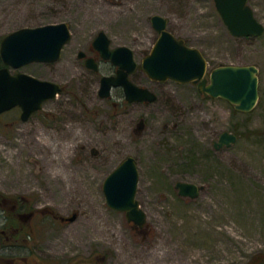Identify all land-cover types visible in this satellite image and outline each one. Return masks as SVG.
Segmentation results:
<instances>
[{
    "label": "rangeland",
    "instance_id": "rangeland-1",
    "mask_svg": "<svg viewBox=\"0 0 264 264\" xmlns=\"http://www.w3.org/2000/svg\"><path fill=\"white\" fill-rule=\"evenodd\" d=\"M248 5L264 26V0ZM152 15L166 18L172 35L201 52L208 72L254 65L256 106L241 113L192 84L138 73L135 83L154 92L155 102L124 104L116 89L108 101L95 95L87 117L68 106L56 129L37 119L16 121L10 130L2 125L0 192L35 195L38 206L76 217L40 220L28 242L0 247V264H264V34L232 36L210 0H0V39L65 22L75 40L103 31L112 46L132 49L140 64L157 39ZM20 71L59 81L74 74L60 63ZM61 99L66 107L67 95ZM140 120L144 126L135 131ZM224 131L237 141L216 150ZM128 156L139 174L142 228L110 209L102 191L106 176ZM178 181L204 189L196 199L180 197Z\"/></svg>",
    "mask_w": 264,
    "mask_h": 264
},
{
    "label": "water",
    "instance_id": "water-1",
    "mask_svg": "<svg viewBox=\"0 0 264 264\" xmlns=\"http://www.w3.org/2000/svg\"><path fill=\"white\" fill-rule=\"evenodd\" d=\"M212 1L232 36L260 37L264 34V26L254 17L248 0ZM149 20L157 33V39L141 60V68L150 80L192 84L202 96L223 99L238 112L249 113L253 110L259 98L258 69L254 65H219L208 72L207 61L201 52L172 35L167 30L166 18L152 15ZM70 36L69 25L65 22L20 28L0 40V61L5 67L13 69L33 62H56ZM109 43L108 36L103 31L98 32L94 46L103 59L110 60L118 67L116 75L101 79L99 96L105 98L110 95L111 88L121 87L129 103L155 102L157 96L154 92L136 86L128 78L137 66L132 50L126 46L110 50ZM59 90V85L53 82L22 72L10 75L7 68L0 69V113L18 106L21 108V119L26 120L40 108L42 102L53 98ZM143 126L144 122L140 120L136 131H140ZM236 141L234 133L224 131L213 143V147L216 150L229 148ZM138 179L136 161L128 156L106 176L102 191L110 209L124 212L127 222L142 228L146 216L136 200ZM174 187L180 197L189 199L198 198L204 189L203 186L181 181L176 182ZM75 217L76 214H72L66 221H73Z\"/></svg>",
    "mask_w": 264,
    "mask_h": 264
},
{
    "label": "flooded vegetation",
    "instance_id": "flooded-vegetation-1",
    "mask_svg": "<svg viewBox=\"0 0 264 264\" xmlns=\"http://www.w3.org/2000/svg\"><path fill=\"white\" fill-rule=\"evenodd\" d=\"M97 34L98 33H96L94 37L89 38L81 37V39L77 41L72 37L71 33L69 40L62 47L60 57L56 62L30 63L40 64L43 67L60 63L61 68L63 67V69L70 70L74 72V74L69 79L67 78L59 81L49 78L46 79L31 72H22L34 78L58 84L60 90L53 98L42 102L40 108L31 114L26 120L21 119V108L18 106L0 113V129L2 125H6L7 129L10 130L15 126L16 121L29 122L32 119H37V123L44 129H56L61 125L60 116L62 115L63 110H66L68 106L76 109L82 117L84 115L87 117L93 109L95 95L100 100L108 101L111 97L112 91L116 89L121 91L123 95V103L128 104L129 102L125 100L123 89L121 87L111 88L110 95L105 98L99 96L101 79L116 75L118 67L114 66L110 60L103 59L100 51L94 46V40L97 37ZM82 39L83 41H81ZM109 41L110 43L108 47L110 50L119 47L112 46L110 39ZM136 64L137 66L135 70L128 75V78L133 84L139 86L135 83L134 77L138 73H144V71L141 68V62L140 64L136 62ZM3 68H7L10 75H15L18 72H21V68L13 69L11 67H5V65L0 61V69ZM72 88H78V91L76 92H78L79 96L76 95ZM62 95H67L68 103L66 107L65 103L61 99ZM11 114L14 115L12 119H10L11 117H8ZM2 135L8 137L9 132H7L6 135ZM37 203L38 200L35 195H11L0 192V247H10L28 242L32 237L31 232L34 236V229L40 228V220L43 221L44 219H52V221L60 220L63 223L68 222L66 221L67 217L59 216V214L51 207H48L47 205L38 206ZM3 241H6V244L2 245L4 243ZM33 259L35 260V258Z\"/></svg>",
    "mask_w": 264,
    "mask_h": 264
}]
</instances>
